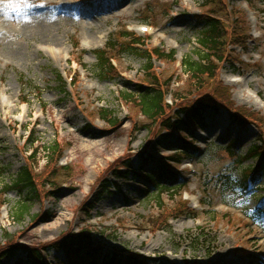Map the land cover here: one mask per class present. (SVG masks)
Masks as SVG:
<instances>
[{"label": "rangeland", "instance_id": "obj_1", "mask_svg": "<svg viewBox=\"0 0 264 264\" xmlns=\"http://www.w3.org/2000/svg\"><path fill=\"white\" fill-rule=\"evenodd\" d=\"M204 2L0 0V264L25 260L21 253L5 258L10 243L46 250L64 234L78 233L118 264H258L264 257V156L236 163L238 151L264 140V0ZM40 16L51 23L41 35L28 27ZM209 18L224 31L215 80L228 88L233 108L249 110L256 121L241 125L228 108L207 110L203 128H183L186 154L179 165L168 163L173 181L156 188L141 173H156V163L182 149L181 139L173 134L154 144L160 125L141 114L136 97L151 85L172 119L180 105L206 96L209 81L202 88L190 82L183 61L197 60V39ZM14 44L21 58L9 54ZM52 47L59 50L56 57ZM98 51L113 60L110 74L96 72ZM172 51V57H158ZM148 52L151 69L145 72ZM125 93L132 99L124 101ZM103 111L108 119L100 118ZM60 112L75 121L70 132ZM77 138L98 146L82 151ZM28 141H35V156ZM52 142L58 152L46 161ZM229 144L233 155L223 149ZM126 161L129 175L114 180L113 170ZM248 167L255 176L249 192L236 188L221 195L218 176L229 173L239 181ZM23 168L36 197L15 221V209L30 195L4 187ZM204 202L210 205L200 207ZM45 250L46 264L65 263L62 251Z\"/></svg>", "mask_w": 264, "mask_h": 264}, {"label": "trees", "instance_id": "obj_2", "mask_svg": "<svg viewBox=\"0 0 264 264\" xmlns=\"http://www.w3.org/2000/svg\"><path fill=\"white\" fill-rule=\"evenodd\" d=\"M204 3H209L214 0H204ZM224 31L222 30V25L219 21L214 18H209L203 21V30L200 33L197 43V60L193 61L190 57H187L183 61L184 72L188 75L190 82L197 83L199 87H203L202 83L205 81H209V85L206 87L207 94L205 97H198L195 101L190 103H185L184 105H180L177 108L176 114H182L185 117V120L175 119V121H171L172 119L166 117V112L164 107L162 106V93L159 90L154 89L151 85L146 86L144 90H141L137 97V103L140 107L141 114L151 121H155L156 124L160 125V130L164 132L163 134L158 133L157 141L159 143L165 142L172 133L176 132L178 134L183 133V128H191L193 125L199 126L202 121V116L205 114L206 110L216 111L219 108H228L232 110L231 117L234 121H237L239 124H247L254 123L256 121L253 114L249 112V110H245L241 107H234L230 101V97L228 95V88L225 87L222 83L215 80L217 74V67L214 64V61H222L221 54L219 53L222 47V42L224 40ZM139 43H133L132 46H136ZM154 55H157L155 51H152ZM145 66L144 71L150 72L151 69V58L152 54H145ZM174 55L173 51L168 54H161L158 57H172ZM97 58V66L96 72L101 76L110 74L111 65L109 63V58L104 57L102 51H98L96 53ZM150 78H153L149 75ZM149 79L144 83H152ZM122 99L124 101L132 99L131 94H122ZM234 109V110H233ZM108 111H103L100 118L108 119ZM236 118V119H235ZM110 119V118H109ZM110 124H114V119H110L108 121ZM186 141L182 139V142L179 144L183 149V154H186L185 143ZM260 145H253L249 148L245 153L238 154L239 156L236 159V163L239 166H242L249 159L255 160L262 156H264V151H259L261 147L264 146V140L259 141ZM57 144L52 142L48 148L45 149L48 156H46V161L56 155L58 150L56 149ZM184 147V148H183ZM179 150V149H178ZM176 151L174 155L167 156L164 158L163 163L159 164L157 173L144 174V179L155 186L156 188H166L167 184L170 183L175 174L172 172V167L169 166V162L174 165L180 163V151ZM227 155L234 154V148L232 145H228L225 147ZM34 152V150H33ZM59 158L57 159V161ZM125 170L129 168V163H124ZM250 169V167H248ZM53 169L50 170V172ZM115 178H125L127 176L123 175L119 169H114ZM156 174V175H155ZM245 176V174H244ZM244 176L238 181L233 178V175L228 173H222L218 176V184L217 187L221 193H226L229 191H233L236 187H241L242 191L245 190ZM34 180L30 174V172L26 169H22V171L14 178L11 179L8 185H5V192H9L10 190H18V191H26L28 195H30L27 201H22L20 205L17 206L13 213V219L18 221L21 219L29 210L28 201H33L36 197V188L33 184ZM163 182H166L165 184ZM107 184V183H106ZM104 186V184H102ZM109 188V185H106ZM105 187V186H104ZM104 188V193H108L109 189ZM209 204V203H208ZM165 213V216L168 215ZM171 216V213H170ZM163 223V222H161ZM6 249L4 250L5 256L13 257L18 254H23L25 256V260H20L18 264H46L44 255V248H40V250L35 248H16L14 247V243H10ZM47 249H55L58 251H62L65 257L64 264H118L116 258L101 256L100 249L91 242L90 237L83 233L78 234H64L62 237L56 239L55 241L49 244ZM45 250V251H46ZM132 259V258H131ZM130 259V260H131ZM137 260H132V262L127 261L128 264H136ZM126 263V264H127Z\"/></svg>", "mask_w": 264, "mask_h": 264}, {"label": "bare ground", "instance_id": "obj_3", "mask_svg": "<svg viewBox=\"0 0 264 264\" xmlns=\"http://www.w3.org/2000/svg\"><path fill=\"white\" fill-rule=\"evenodd\" d=\"M98 3H100V2H98ZM99 5V4H98ZM114 7H117V5L116 4H114ZM104 13H106V12H108L109 11V9H105V10H102ZM96 14H99L98 12L96 13ZM81 17V16H80ZM82 17L83 18H85L86 17V15H82ZM87 19H88V15H87ZM36 22V24H31V25H33V26H29L28 25V27L30 28V30L31 29H33L34 31H37V32H39L40 33V35L42 34V32H43V30H46V28H48L47 26H50L51 25V23L48 21L47 22V18H43L42 16H40V19H38L37 21H35ZM34 22V23H35ZM85 28L87 29H91L90 30V33H93L92 32V25L91 24H87L86 26H85ZM55 37V36H54ZM54 37H52L51 38V40H55V38ZM88 38H92V34H90V35H88ZM54 48L52 47V49H49L50 50V53H51V55L53 56V57H56V55L57 54H59L58 53V51L59 50H53ZM9 54L11 55V56H13L15 59H18V58H21V54H22V49H21V47L19 46V44H14L13 46H11L10 48H9ZM2 104H5V101L2 99ZM60 119L62 120V119H65L66 120V122H67V124H66V126H63V128L67 131V132H70V131H68L67 130V128L68 127H75V121L74 120H72L71 119V115H68L67 113H64V112H60V117H59V121H60ZM55 125H57L56 123H55ZM77 129H79V128H77ZM76 137V136H75ZM78 140H79V138H77ZM81 140H79V142H80ZM98 146V144L97 143H89V142H80L79 143V148H80V150H82V151H93V150H95L96 149V147Z\"/></svg>", "mask_w": 264, "mask_h": 264}]
</instances>
